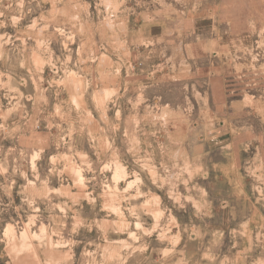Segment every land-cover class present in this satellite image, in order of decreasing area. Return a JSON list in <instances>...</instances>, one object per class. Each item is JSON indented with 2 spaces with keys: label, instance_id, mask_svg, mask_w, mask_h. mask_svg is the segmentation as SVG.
<instances>
[{
  "label": "rangeland",
  "instance_id": "374dc122",
  "mask_svg": "<svg viewBox=\"0 0 264 264\" xmlns=\"http://www.w3.org/2000/svg\"><path fill=\"white\" fill-rule=\"evenodd\" d=\"M0 264H264V0H0Z\"/></svg>",
  "mask_w": 264,
  "mask_h": 264
}]
</instances>
